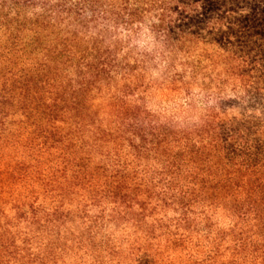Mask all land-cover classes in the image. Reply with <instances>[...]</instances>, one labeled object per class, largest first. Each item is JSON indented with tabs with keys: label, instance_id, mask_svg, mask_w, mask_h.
<instances>
[{
	"label": "trees",
	"instance_id": "1",
	"mask_svg": "<svg viewBox=\"0 0 264 264\" xmlns=\"http://www.w3.org/2000/svg\"><path fill=\"white\" fill-rule=\"evenodd\" d=\"M0 264H264V0H0Z\"/></svg>",
	"mask_w": 264,
	"mask_h": 264
},
{
	"label": "rangeland",
	"instance_id": "2",
	"mask_svg": "<svg viewBox=\"0 0 264 264\" xmlns=\"http://www.w3.org/2000/svg\"><path fill=\"white\" fill-rule=\"evenodd\" d=\"M153 107L158 108L160 105H155V103L152 104ZM173 106V103H170L169 105H167L168 109H170Z\"/></svg>",
	"mask_w": 264,
	"mask_h": 264
}]
</instances>
